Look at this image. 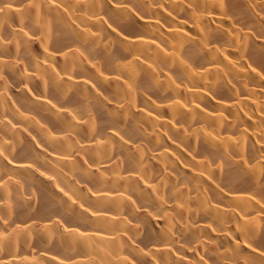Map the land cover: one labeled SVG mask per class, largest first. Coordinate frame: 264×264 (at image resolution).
<instances>
[{"label":"bare ground","instance_id":"obj_1","mask_svg":"<svg viewBox=\"0 0 264 264\" xmlns=\"http://www.w3.org/2000/svg\"><path fill=\"white\" fill-rule=\"evenodd\" d=\"M0 264H264V0H0Z\"/></svg>","mask_w":264,"mask_h":264}]
</instances>
